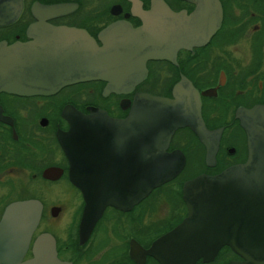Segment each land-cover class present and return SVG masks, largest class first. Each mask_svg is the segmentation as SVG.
Listing matches in <instances>:
<instances>
[{"label": "flooded vegetation", "instance_id": "flooded-vegetation-1", "mask_svg": "<svg viewBox=\"0 0 264 264\" xmlns=\"http://www.w3.org/2000/svg\"><path fill=\"white\" fill-rule=\"evenodd\" d=\"M153 1L0 0V46L30 42L56 28L82 30L98 47L120 42L128 29L142 26L146 34L165 39L158 55L145 59V76L117 92L104 93L107 82L100 79L70 83L50 94L0 90V220L12 203H32L12 215L18 225L38 212L25 244L19 243L23 229L15 223L11 243L0 233V264H264L263 258L246 259L227 244L211 258L193 260L160 252L168 245L151 246L186 216L181 196L186 180L215 175L246 159V134L236 111L264 106V0H162L172 12L192 16L186 47L168 43L173 34L168 21L142 20ZM107 29L112 30L108 37L103 36ZM181 77L198 92L204 127L219 129L212 164L196 134L177 127L165 151L175 152V163L182 165L173 178L146 192L145 135L136 144L127 132H94L89 148L79 142L76 176L91 188L95 203L110 202L84 235L79 228L84 193L69 179L62 145L68 129L63 108L83 114L100 109L122 120L136 95L172 98Z\"/></svg>", "mask_w": 264, "mask_h": 264}, {"label": "water", "instance_id": "water-1", "mask_svg": "<svg viewBox=\"0 0 264 264\" xmlns=\"http://www.w3.org/2000/svg\"><path fill=\"white\" fill-rule=\"evenodd\" d=\"M213 7H218L217 1L213 2ZM202 9L200 7L198 12H203ZM158 18L168 21L167 28L173 30L168 43L186 47L189 34L185 30L193 22L192 16L172 12L162 0H154L151 11L142 20ZM145 28L128 29L122 41L104 42L101 47L84 31L66 28H54L49 35L42 33L30 42L0 46V90L50 94L61 86L95 79L107 82L104 93L117 92L123 84L132 87L145 76V59L157 56L160 42L165 40L146 34ZM105 31L103 36L108 37L107 31L112 30ZM171 94L172 98L136 95L128 115L122 120L113 119L100 109L83 114L69 105L63 108L68 129L62 136V145L69 159V179L83 190L85 198L79 224L84 235L88 234L102 207L110 202L106 199L95 203L91 188L81 186L76 176L79 142H86L89 148L94 132H127L136 144L139 135H145L146 192L173 178L182 165L181 161L175 163V152L165 151L177 127L192 130L205 145L206 162H212L219 129L209 131L204 127L198 92L181 77ZM236 116L246 134L245 161L215 175L198 174L186 180L181 191L186 216L155 239L152 249L168 245L159 248L160 252L173 254L176 260H193L199 256L211 258L219 246L227 244L246 259H264V106L238 109ZM31 205V202H20L6 207L0 220L4 242H12L15 223L12 215L17 209ZM36 215L19 220V225L15 223L23 229L19 231L20 244L26 243L37 222Z\"/></svg>", "mask_w": 264, "mask_h": 264}, {"label": "rangeland", "instance_id": "rangeland-1", "mask_svg": "<svg viewBox=\"0 0 264 264\" xmlns=\"http://www.w3.org/2000/svg\"><path fill=\"white\" fill-rule=\"evenodd\" d=\"M69 207H71V206H69ZM69 207H68V208H69ZM68 208H67V211H69V210H70V209H68Z\"/></svg>", "mask_w": 264, "mask_h": 264}]
</instances>
